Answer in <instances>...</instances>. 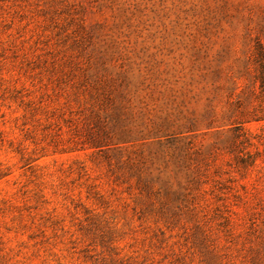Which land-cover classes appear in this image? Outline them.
<instances>
[{"label":"rangeland","instance_id":"374dc122","mask_svg":"<svg viewBox=\"0 0 264 264\" xmlns=\"http://www.w3.org/2000/svg\"><path fill=\"white\" fill-rule=\"evenodd\" d=\"M263 54L264 0H0V264H264Z\"/></svg>","mask_w":264,"mask_h":264},{"label":"trees","instance_id":"16d2710c","mask_svg":"<svg viewBox=\"0 0 264 264\" xmlns=\"http://www.w3.org/2000/svg\"><path fill=\"white\" fill-rule=\"evenodd\" d=\"M263 58H264V54H263ZM258 72L259 73L256 74L255 79L257 82H259L260 89L264 90V67L261 66V69Z\"/></svg>","mask_w":264,"mask_h":264}]
</instances>
